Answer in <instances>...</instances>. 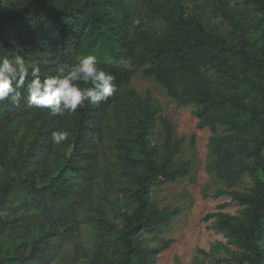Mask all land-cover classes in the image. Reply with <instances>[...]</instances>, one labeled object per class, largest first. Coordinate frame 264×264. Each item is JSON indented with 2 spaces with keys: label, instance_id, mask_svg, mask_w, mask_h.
Listing matches in <instances>:
<instances>
[{
  "label": "trees",
  "instance_id": "trees-1",
  "mask_svg": "<svg viewBox=\"0 0 264 264\" xmlns=\"http://www.w3.org/2000/svg\"><path fill=\"white\" fill-rule=\"evenodd\" d=\"M14 55L41 80L95 56L118 90L64 117L0 102V264H60L66 244L72 264L80 252L81 264H155L174 242H144L181 211L151 192L192 162L177 161L176 126L132 86L139 74L196 107L198 128L213 133L209 170L225 185L214 198L242 207L206 216L231 246L225 261L264 264V0H0V57ZM59 130L70 135L54 145ZM245 176L253 185L237 190ZM85 229L90 247L78 241Z\"/></svg>",
  "mask_w": 264,
  "mask_h": 264
},
{
  "label": "rangeland",
  "instance_id": "rangeland-1",
  "mask_svg": "<svg viewBox=\"0 0 264 264\" xmlns=\"http://www.w3.org/2000/svg\"><path fill=\"white\" fill-rule=\"evenodd\" d=\"M240 1L233 0V3ZM132 86L140 94H150L159 102L163 116L174 123L178 138L182 140V150L177 161L192 162L189 176L158 186L151 192L153 201L160 208L181 209L169 227L157 233L144 235V242L149 246H160L168 240L174 241L169 248L158 255L155 264H227L228 261L225 260L231 259V254L225 247L231 246L228 245L224 235L212 228L215 219L207 221L206 216L219 211L238 215L242 207L227 195L214 198L217 191L225 189V185L209 170L211 162L209 143L213 133L209 129L198 128L196 107L177 104L153 79L139 74L133 79ZM157 133V138L160 140L161 124ZM106 144L109 146L107 142ZM107 153L108 156L103 164L111 166L115 156L109 150ZM252 185L251 178L245 176L236 189L244 191ZM223 204L228 206L221 208ZM78 241L82 242L83 247H90L93 244L87 229L78 237ZM74 249L73 245H65L60 264H72ZM79 256L81 264L85 260V255L80 252Z\"/></svg>",
  "mask_w": 264,
  "mask_h": 264
},
{
  "label": "clouds",
  "instance_id": "clouds-1",
  "mask_svg": "<svg viewBox=\"0 0 264 264\" xmlns=\"http://www.w3.org/2000/svg\"><path fill=\"white\" fill-rule=\"evenodd\" d=\"M29 75L32 79L23 94L21 89L25 88ZM114 79L99 67L95 56L78 58L72 65H60L57 75L44 80L40 78V68L27 63L23 56H4L0 57V102L10 99L19 107L23 100L29 108L47 109L53 117L71 116L86 102L92 105L107 102L118 90ZM69 135L66 130L53 131L51 140L60 145Z\"/></svg>",
  "mask_w": 264,
  "mask_h": 264
}]
</instances>
